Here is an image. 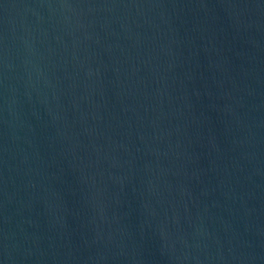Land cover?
Instances as JSON below:
<instances>
[{"label":"water","instance_id":"water-1","mask_svg":"<svg viewBox=\"0 0 264 264\" xmlns=\"http://www.w3.org/2000/svg\"><path fill=\"white\" fill-rule=\"evenodd\" d=\"M0 264H264V0H0Z\"/></svg>","mask_w":264,"mask_h":264}]
</instances>
